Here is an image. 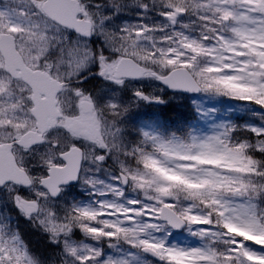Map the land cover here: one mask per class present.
Instances as JSON below:
<instances>
[{
    "label": "snow or ice",
    "instance_id": "1",
    "mask_svg": "<svg viewBox=\"0 0 264 264\" xmlns=\"http://www.w3.org/2000/svg\"><path fill=\"white\" fill-rule=\"evenodd\" d=\"M15 2L7 31L27 28L47 76L34 79L0 30V116L37 122L0 145V161L13 153L0 209L14 207L60 264H264V0ZM164 89L193 94L202 117L226 100L257 122L136 127L133 106L166 103ZM81 102L112 122L107 136L64 122ZM0 128L16 131L11 119ZM77 186L89 198L70 195ZM0 264H48L2 213Z\"/></svg>",
    "mask_w": 264,
    "mask_h": 264
},
{
    "label": "rangeland",
    "instance_id": "2",
    "mask_svg": "<svg viewBox=\"0 0 264 264\" xmlns=\"http://www.w3.org/2000/svg\"><path fill=\"white\" fill-rule=\"evenodd\" d=\"M13 2L11 4H5V3H0V30L3 31H7L8 29V16L10 14H17L19 9L17 7V3L15 2V0H12ZM37 2H41V0H37ZM19 27V25L17 26ZM13 33V32H11ZM13 35L16 36L17 38V45H18V49L21 52V54L24 56V58L26 59L27 62H29L30 64H32V66L35 65V59L33 54L30 53L29 49L32 45H29L27 43V41L30 39L29 35H28V30L27 28H25V31L20 34V35H16L15 33H13ZM0 66H1V62H0ZM62 75V74H61ZM0 79L4 80L5 82L8 81V77L5 76L4 74H0ZM152 85V84H150ZM154 87V85H153ZM64 97H61V100L63 101ZM195 99V96L192 97V100ZM228 102V101H227ZM226 102V103H227ZM202 104H206V101H201ZM225 104V106H220V105H215L220 111L218 113H209V115L207 117H202V124L200 123L199 128L202 131H210L209 125H211L212 123L217 122L220 119H228L226 117L227 112L225 111V109L228 107V104ZM213 105L209 102L208 103V107H212ZM0 107H4V106H0ZM7 107H9L10 109V105H8ZM253 118H256L255 116H252ZM72 118V117H70ZM11 119V123L14 126V129H16V131L13 132H8L3 130L2 128H0V141H10L8 139L9 136L11 135H20L19 130L20 129H25L29 130L33 128V121L27 119L26 117L21 116L19 118V120H17L16 118H14L12 116V113L9 112V116H0V121H2L3 123H8L9 120ZM92 124L93 127H95L96 133L94 135L95 139H99L101 137V135H105V133L107 132V128L105 127V124L102 123L101 120H99V122H97L94 118V115L92 116ZM109 131L110 126L108 127ZM140 128L143 130H147V131H153L155 132L154 127L151 124H147V123H143L140 125ZM16 159H19V155L18 153L16 154ZM76 191L75 193H79L80 191H82L78 186L76 187ZM80 195L83 197L82 199H87L89 198V195L87 193H80ZM176 238L180 239L182 238L181 233H175ZM142 264H150V261H143Z\"/></svg>",
    "mask_w": 264,
    "mask_h": 264
},
{
    "label": "trees",
    "instance_id": "3",
    "mask_svg": "<svg viewBox=\"0 0 264 264\" xmlns=\"http://www.w3.org/2000/svg\"><path fill=\"white\" fill-rule=\"evenodd\" d=\"M246 106H238L237 113L233 119L237 121H249L251 123L257 122V118H253L250 112H245L243 108ZM157 123L161 126L165 125L168 127V132H185L189 127H196L198 124V119L195 116L194 111L187 101L176 104H169L165 107H160L157 109ZM163 124V125H162ZM16 215L12 213L11 217L14 218ZM27 226L24 225V222L17 218L16 227L19 228L23 234L26 242H28L37 255H40L42 259L47 260L48 264L55 261L54 258H49L52 254V250L48 249L44 239L40 233L35 230L32 225L28 222ZM57 261L55 262V264Z\"/></svg>",
    "mask_w": 264,
    "mask_h": 264
},
{
    "label": "flooded vegetation",
    "instance_id": "4",
    "mask_svg": "<svg viewBox=\"0 0 264 264\" xmlns=\"http://www.w3.org/2000/svg\"><path fill=\"white\" fill-rule=\"evenodd\" d=\"M32 68H36V67L34 66ZM40 71L47 72L46 69L40 70ZM89 85L92 86V83H90ZM87 87H88V85H87ZM145 87L148 88L147 86H145ZM157 88H159V87L157 86ZM160 94H162L166 97L168 96V94L164 90ZM82 104L83 103H81V105ZM142 104L147 105L146 102H141L139 104V106H141ZM88 105L90 106V104H88ZM92 113L95 114V112L91 110V106L89 107V110H87V111H84L81 107V111H80V114L78 116H73L72 118L66 117L64 122H66L68 124V126L76 129L81 134H87L91 138H94V135H95L97 129H95V127H93V124H92V116H93ZM107 133L108 132L105 133V136H107Z\"/></svg>",
    "mask_w": 264,
    "mask_h": 264
},
{
    "label": "water",
    "instance_id": "5",
    "mask_svg": "<svg viewBox=\"0 0 264 264\" xmlns=\"http://www.w3.org/2000/svg\"><path fill=\"white\" fill-rule=\"evenodd\" d=\"M69 22H71V21L69 20ZM81 23H83V22H81ZM4 35L5 36H10V35H7V34H4ZM7 66H8V64L4 60V67H7ZM27 71H28L29 74H32L33 78L36 79L37 81H40V82H45L46 81V76H47L46 74L40 73L38 71H31L29 69H27ZM40 114H41V119H43L44 116L46 115V107L41 109V113ZM36 127H37V122L35 121V130H36ZM32 132L33 131H29V132H27L25 134H31ZM2 146L7 148L9 145L8 144H4ZM12 157L13 156L11 155V153H5V158L2 161H0V163H3L5 166H9L12 163Z\"/></svg>",
    "mask_w": 264,
    "mask_h": 264
}]
</instances>
